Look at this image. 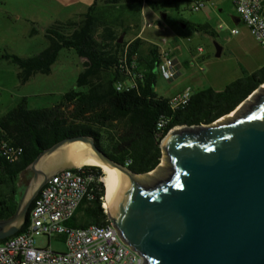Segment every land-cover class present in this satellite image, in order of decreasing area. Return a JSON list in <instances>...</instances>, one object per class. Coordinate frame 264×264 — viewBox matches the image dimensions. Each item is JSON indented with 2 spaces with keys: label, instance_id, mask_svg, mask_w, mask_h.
<instances>
[{
  "label": "water",
  "instance_id": "95a60500",
  "mask_svg": "<svg viewBox=\"0 0 264 264\" xmlns=\"http://www.w3.org/2000/svg\"><path fill=\"white\" fill-rule=\"evenodd\" d=\"M232 115L170 131L160 143L168 165L147 183L92 136L55 144L29 166L33 176L16 214L0 220V241L22 231L42 188L64 166L74 168L63 151L83 142L120 173L106 213L144 264H264V84Z\"/></svg>",
  "mask_w": 264,
  "mask_h": 264
},
{
  "label": "trees",
  "instance_id": "16d2710c",
  "mask_svg": "<svg viewBox=\"0 0 264 264\" xmlns=\"http://www.w3.org/2000/svg\"><path fill=\"white\" fill-rule=\"evenodd\" d=\"M189 1L147 0L156 6L164 2L177 10ZM142 2L103 0L101 4V0H97L86 13L46 28L48 46L42 52L26 58L13 54L0 57V60L6 59L18 67V79L22 85L36 74H51L64 49H73L83 60L77 87L65 95L62 103L50 108L31 109L27 99L23 98L0 118V135L24 150L16 163L0 157V220H8L17 212L24 192L17 198L20 176L41 152L55 144L68 138L92 136L114 161L144 175L155 170L163 158L161 142L155 139L157 121L162 115L171 118L166 134L175 127L212 124L234 112L264 84V67L254 73L245 71L241 78L222 91L212 87L195 91L187 106L172 112L168 98L160 97L155 91L160 47L141 37L121 42L120 30L123 34L128 28L123 21L124 13L132 9V5ZM235 19L240 20V17ZM195 30L216 37L209 25L197 26ZM38 32L33 27L31 35ZM127 44L129 61L137 58V71L143 74V78L136 80L135 87L118 91L117 83L126 80L120 68L119 54ZM84 169L95 175L93 198L84 200L67 225H106L103 172L97 166H84ZM33 205L34 202L30 211Z\"/></svg>",
  "mask_w": 264,
  "mask_h": 264
},
{
  "label": "rangeland",
  "instance_id": "374dc122",
  "mask_svg": "<svg viewBox=\"0 0 264 264\" xmlns=\"http://www.w3.org/2000/svg\"><path fill=\"white\" fill-rule=\"evenodd\" d=\"M96 1L0 0V54L22 56L40 53L48 45V41L43 35L33 38L25 36L23 28L29 24L26 19H33L37 25L44 27L57 20L66 19L71 10L75 14L84 13ZM215 3L219 6L218 10H215L211 3H207L202 11L192 12L188 3L181 4L177 10L164 2L159 6L142 2L132 5L133 10L124 13L123 21L128 28L123 34L120 30L121 42H130L140 33V37L149 44L162 49L177 48L175 58L181 68L180 74L172 80H166L161 74H157L155 91L160 97L169 98L189 86L194 91L208 87L222 91L241 78L245 71L254 73L264 67V48L248 25L242 21L238 23L234 19L239 15L233 0H215ZM203 25H209L216 37L195 30L197 26ZM234 29L238 30L237 34H232ZM215 43L222 47L220 57L216 56ZM1 66L0 69L4 73L0 74V83H5L11 93L20 92L15 88L18 83V67L7 62ZM81 68V59L73 49L62 50L53 68V74L39 77L44 80L43 89L48 93L33 97L30 106L43 109L60 104L62 99L58 93L76 89ZM37 89L35 83L30 91L36 92ZM8 95L10 94L0 86V99L7 101ZM162 163L164 164L154 173L140 175L138 179L142 183L149 182L167 167L165 156L160 165ZM64 168L66 166L62 169ZM31 176L32 174L20 176L17 198L27 187ZM47 244L45 238L36 239L38 247H46ZM51 244L56 251L66 249L64 243L56 238Z\"/></svg>",
  "mask_w": 264,
  "mask_h": 264
},
{
  "label": "built area",
  "instance_id": "2783aa9c",
  "mask_svg": "<svg viewBox=\"0 0 264 264\" xmlns=\"http://www.w3.org/2000/svg\"><path fill=\"white\" fill-rule=\"evenodd\" d=\"M211 0H190L192 12L202 11ZM147 2V0H143ZM240 17L264 48V0H233ZM150 26V25H149ZM238 30H232L237 34ZM127 44L119 54V64L126 80L117 83V90L136 86L143 74L137 71V58L129 61ZM177 48H160L158 73L166 80L179 74L175 58ZM202 51V48H200ZM189 87L168 98V107L177 112L187 106L194 95ZM171 125V118L162 115L156 126L155 139L162 142ZM176 128V127H175ZM23 148L0 135V157L9 163L19 162ZM95 175L84 167L66 168L56 173L42 188L30 211L28 221L17 235L0 241V264H144V258L126 244L109 218L106 225L87 227L67 225L85 199L93 198ZM106 213V209H104ZM107 215V213H106ZM47 239L46 247H38L36 239ZM64 243V251H56L53 239Z\"/></svg>",
  "mask_w": 264,
  "mask_h": 264
},
{
  "label": "crops",
  "instance_id": "0c3cea01",
  "mask_svg": "<svg viewBox=\"0 0 264 264\" xmlns=\"http://www.w3.org/2000/svg\"><path fill=\"white\" fill-rule=\"evenodd\" d=\"M209 3H211V5L214 7L215 10H218L219 9V6L215 3V0H211ZM89 9V8H88ZM87 12V11H86ZM84 12V13H86ZM84 13H77L75 14L73 10H71L69 12V15H67L68 17L66 19H61V20H57L55 21V23L57 22H65V21H68L70 19H73L75 18L76 16L80 15V14H84ZM26 21L29 22V24L27 26H25L23 28V34L27 37H35V36H40V35H43V37H45V29L48 28L49 26L53 25L54 23H50L49 25H46L44 27H40L39 25H37L36 22H34L33 19H26ZM33 27H36L39 32L37 35H34L32 36L31 35V31L33 29ZM140 33L136 36V37H140ZM136 37H134L131 41H133ZM46 38V37H45ZM144 40V39H143ZM130 41V42H131ZM48 46V45H47ZM46 46V47H47ZM45 47V48H46ZM42 52V51H41ZM8 54V53H7ZM4 55V54H0V57ZM36 55V54H34ZM30 56H33V55H22L20 57H30ZM175 57H176V53H175ZM4 62H7V63H11L10 61L6 60V59H3V60H0V68L2 67L1 65L4 63ZM58 62V61H57ZM56 62V63H57ZM55 63V64H56ZM55 64L53 65L52 67V72L51 74L49 75H42V74H36L34 75L26 84L22 85L20 82H19V79H18V83H16L15 85V88L19 89L20 92L18 93H11V91H9L10 89H8L7 85H5V83H0V86H2L10 95H8V98H7V101H5L4 98H1L0 99V118L3 117L4 115H6L10 110H12L14 107H16L21 101L23 98H26L27 101H28V105H29V108L31 109H34L30 106L31 104V101H32V98L33 97H39V96H43V95H46L48 93V91H46L45 89H43V85H44V80H41V78H39L40 76H51L53 74V68L55 66ZM83 64V60L81 59V65ZM180 66H179V74H180ZM18 72H19V69L17 71V78H18ZM82 72V68H81V71L80 73ZM1 73H4L3 70L0 69V74ZM79 73V75H80ZM178 74V75H179ZM79 77V76H78ZM78 80V79H77ZM37 84V91L36 92H33V91H30L31 87L33 84ZM190 87V86H189ZM188 87V88H189ZM69 91H61L59 94V97L62 99V102L64 100V97L65 95L68 93ZM54 94V93H52ZM61 102V103H62ZM23 174H32L33 176V173L29 170H27L26 172H24ZM31 176V177H32ZM78 211V210H77ZM77 213V212H76Z\"/></svg>",
  "mask_w": 264,
  "mask_h": 264
},
{
  "label": "bare ground",
  "instance_id": "6f19581e",
  "mask_svg": "<svg viewBox=\"0 0 264 264\" xmlns=\"http://www.w3.org/2000/svg\"><path fill=\"white\" fill-rule=\"evenodd\" d=\"M62 156L66 165L68 164L74 167L97 166L101 168L103 172L102 181L105 187V200L103 206L104 209L109 210V203L111 202L112 194L114 193L118 182L121 181L120 173L115 168L105 165L95 158L90 147L83 142L71 144L63 151ZM163 164L164 163L160 166Z\"/></svg>",
  "mask_w": 264,
  "mask_h": 264
}]
</instances>
